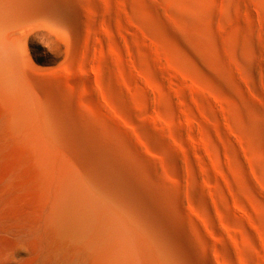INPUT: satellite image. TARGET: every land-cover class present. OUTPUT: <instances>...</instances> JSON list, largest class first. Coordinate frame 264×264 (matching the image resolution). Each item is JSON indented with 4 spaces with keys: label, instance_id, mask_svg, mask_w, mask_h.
<instances>
[{
    "label": "bare ground",
    "instance_id": "obj_1",
    "mask_svg": "<svg viewBox=\"0 0 264 264\" xmlns=\"http://www.w3.org/2000/svg\"><path fill=\"white\" fill-rule=\"evenodd\" d=\"M126 2L132 25L182 64L172 83L130 37L128 82L83 40L73 53L79 0H0V264H264V0ZM243 6L245 30L230 32ZM39 32L64 44L59 64L56 52L32 60ZM217 85L226 110L206 97ZM217 117L240 118L258 143L250 170L233 162L234 132L223 160L217 134L198 146Z\"/></svg>",
    "mask_w": 264,
    "mask_h": 264
},
{
    "label": "rangeland",
    "instance_id": "obj_2",
    "mask_svg": "<svg viewBox=\"0 0 264 264\" xmlns=\"http://www.w3.org/2000/svg\"><path fill=\"white\" fill-rule=\"evenodd\" d=\"M80 3H79V8L80 10L85 14V19L87 21L86 23V26L84 27V29L78 34V36L76 38H73V53L74 52H81L80 49L81 47H83V45L81 44L82 43V40L83 42H85L83 49H81L83 52H87L89 54L92 55V52L94 54L97 53V55H100L103 59H105L104 61H106V59L110 60L112 59L113 61H117L115 63V65H119L121 66L122 68V71H124L121 75V82H128V81H131L130 79V74H127V72H131V55L135 52H132L133 49L131 47V44H130V39L128 37L131 38V40H135V42L137 44L136 47L138 49V52L139 53H144L143 55H145L149 61H155L157 63V67L158 65L159 66H166L168 67L169 69V73H173L170 75V77H166L165 79H160L159 76H156L155 79H152V81H159V80H165L167 82H170L172 83L174 81L173 77L171 76H174L178 73V68L180 65H182L179 61L176 60V58L168 51H166L163 47L161 48L159 44H157V42H155L154 40H152L145 32L144 30H142L141 28L137 27V26H133L130 18H129V14H128V9H127V0H79ZM86 1V2H84ZM95 1V2H94ZM100 1V2H98ZM115 1V2H113ZM98 2V3H97ZM103 2V3H102ZM116 3H119V4H116ZM86 4V5H85ZM92 4V5H91ZM81 5V6H80ZM95 5V7H94ZM88 6V7H87ZM117 6V7H116ZM82 7V8H81ZM97 7V8H96ZM105 7V8H104ZM85 8V9H84ZM86 8H88L86 10ZM84 9V11L82 10ZM103 9V10H102ZM243 10H241L238 14L237 12L235 11L234 13L236 15V17H233L232 21L231 22H228L226 25L227 27L229 28V31L230 32H233V33H238L239 31L240 32H243L245 30V28H242L240 27V25L238 24L237 20H248L249 19V12L247 10V8L245 6H243L242 8ZM88 10H90V12H88ZM87 11V12H86ZM95 11V12H94ZM115 11V12H114ZM105 12V13H104ZM126 12V13H125ZM93 13V14H92ZM119 13V14H118ZM123 13V14H122ZM233 13V14H234ZM100 14V15H99ZM117 14V16H116ZM89 15V16H88ZM93 15V16H92ZM238 15V16H237ZM92 16V17H91ZM99 17V18H98ZM125 17V18H124ZM93 19L99 21L98 19H100V22L101 25H99L100 23L96 22L95 20L92 21ZM109 20V21H107ZM114 21V22H113ZM113 22V23H112ZM118 23V24H116ZM232 24V25H230ZM101 27H99V26ZM92 26V27H90ZM110 26V27H109ZM118 26L117 29H115L116 27ZM125 26V27H124ZM128 26V27H127ZM132 26V27H131ZM230 26V27H229ZM100 29H99V28ZM105 27V28H104ZM127 27V28H126ZM125 28V29H124ZM133 28V30H132ZM86 29V30H85ZM98 29V31H97ZM102 29V30H101ZM139 29V31L137 30ZM85 30V31H84ZM95 30H96V33H95ZM106 30V31H105ZM135 31V32H134ZM100 32V33H99ZM106 32V33H105ZM119 32V33H118ZM126 32V33H125ZM142 34H141V33ZM229 32V33H230ZM88 33V34H87ZM94 33L95 35L98 37L97 39H95L96 37L94 36ZM93 34V35H92ZM106 34V35H105ZM109 36H108V35ZM133 34V35H132ZM86 36V37H84ZM94 38H93V37ZM120 36H123V37H120ZM147 36V37H146ZM84 37V39H83ZM106 37V38H105ZM119 37V38H118ZM133 37V38H132ZM54 41H50L46 35H44V32L43 34L41 32H39L38 35H36L34 38H33V41H34V46L35 47H29L28 48V52L30 54V56L32 57V60L34 61V63L37 65V66H42V64H40L38 61L35 60V58H33L35 56L34 52H56L57 53V59H56V63L59 64L62 59H63V53L66 51L65 50V46L64 44L55 39L54 37H52ZM104 38V39H102ZM139 38V39H138ZM87 39V40H85ZM94 39V42L96 40H98L96 43L94 42H91V40L93 41ZM120 39H123V40H120ZM151 39V42H153V44L151 45V48H150V42H148L149 40ZM106 40V41H105ZM113 40V41H112ZM133 40V41H134ZM121 44H120V42ZM124 41V42H122ZM88 42V43H87ZM100 42L102 43L101 45ZM109 42V43H108ZM115 44H114V43ZM127 42V43H125ZM95 44L96 46L92 45L91 44ZM106 43V44H105ZM129 43V44H128ZM150 43V44H148ZM156 43V44H155ZM117 44V45H116ZM120 44V46H119ZM108 45V46H106ZM148 45V46H147ZM140 46V47H139ZM110 47L111 51H107V50H110ZM123 47H126L124 49H122ZM130 47V48H129ZM157 47V48H156ZM48 48V49H47ZM85 48V49H84ZM94 50L92 51L91 49ZM98 48V49H97ZM115 48V49H114ZM117 48V50H116ZM129 48V49H128ZM150 48V49H149ZM97 49V50H96ZM106 49V50H105ZM127 49V50H126ZM131 49V50H130ZM164 49V50H162ZM101 50V51H100ZM107 51V53L105 51ZM155 50V51H154ZM72 51V50H71ZM92 51V52H91ZM127 51L129 52L130 56L129 58H126L129 54L127 53ZM103 52V53H102ZM110 52V53H109ZM116 54H115V53ZM157 52V53H156ZM162 52V53H161ZM167 52V53H166ZM100 53V54H99ZM114 53V55L112 54ZM146 53V54H145ZM158 53H159V57L158 56ZM228 53V52H226ZM93 54V55H94ZM111 54L114 56V57H110ZM125 54V55H124ZM127 54V56H126ZM169 54V56L167 55ZM116 55L118 56L117 59L119 60H116ZM151 56V57H150ZM231 56V55H230ZM124 58L126 60H124ZM167 58V59H166ZM124 60V61H123ZM167 61V62H165ZM233 62V61H232ZM130 64V65H126L125 64ZM139 63V62H138ZM165 63V65H164ZM168 63V64H167ZM179 64V66L176 64ZM234 63V62H233ZM236 64V63H235ZM77 64H74V67H75V74H73V76H71V80L73 83L75 82H78V80L80 82H83V76L82 74L80 73L79 74V69H80V66L77 65ZM139 65H141V63H139ZM144 65V63H142V66ZM128 66V67H127ZM233 66L235 67V65L233 64ZM174 68V69H173ZM176 68V69H175ZM126 72V73H125ZM182 72L181 73V76L186 78L185 80L188 81L189 83H195L196 82V75H194L192 72ZM78 76H77V75ZM81 75V76H80ZM192 75V76H191ZM154 76V75H153ZM75 77V78H74ZM191 77V78H190ZM194 77V79L192 78ZM248 77V72H244V75H243V80L245 81L246 78ZM74 79V80H73ZM126 79V80H125ZM128 79V80H127ZM192 79V81H191ZM75 81V82H74ZM242 81V87L245 86V82ZM244 84V85H243ZM244 88H247L246 87H243ZM217 93L216 94H213V93H209L207 94V98L214 101V98H215V103H217L218 105H221L223 106V108L226 110V107H224L227 103L230 102V99L227 98L225 96V94H223L221 91H220V88L218 87V85L215 87ZM249 88L245 89L246 91L248 90ZM249 91V90H248ZM213 96V97H212ZM213 98V99H212ZM238 102L239 101H242V97L239 95V89L238 91L236 92L235 94V97H234ZM255 99V98H254ZM255 101H257V103L259 104H264L262 103L259 99H255ZM227 102V103H226ZM261 102V103H260ZM225 104V105H224ZM224 111V110H223ZM223 119V120H221ZM225 119V121H224ZM236 120L234 119H229L228 117L227 118H223V117H217L216 121L213 119L212 123L214 122V124H212L211 122L209 123L208 121L204 123L203 126H201L200 128V138L203 139L201 141H199L198 143V146H201V148L205 147L206 148H212L211 144L209 143V140H208V137L210 134L212 135L213 133L214 134H217V137L218 139H220L217 143L218 145L216 144L215 148L219 150V159L223 160V151L226 147H228V143L226 141V138H227V131L231 132V135L233 136H236L238 140H233L232 142V147L233 148V162L235 163V165L237 167H251L252 166V160L255 158L256 154H258L259 152V145L257 142L254 141V143L250 144L248 142V140L246 139L245 135H244V131H243V127H242V124H241V120L240 118L236 117L235 118ZM224 122L225 124H223L222 122ZM234 121V122H233ZM206 124V126H205ZM214 125V126H213ZM209 126V127H208ZM214 127V128H213ZM217 130H216V128ZM227 127V128H225ZM208 128V129H207ZM214 129V130H213ZM202 130V131H201ZM213 131V132H212ZM220 131V132H219ZM217 132V133H215ZM242 133V134H241ZM225 134V135H224ZM210 135V136H211ZM204 136V137H203ZM222 136V137H221ZM224 137V138H223ZM208 141V142H207ZM241 142L240 143V146L238 145V142ZM201 142V143H200ZM223 142V143H222ZM241 148H239L237 145ZM223 144V145H222ZM208 147H207V146ZM211 145V146H210ZM248 145V146H246ZM257 146V147H256ZM199 148L201 151L204 149H201ZM222 148V150H221ZM224 148V149H223ZM253 148V149H252ZM204 149V150H205ZM253 151H252V150ZM258 149V151H257ZM203 150V151H204ZM242 154H241V152ZM243 150V151H242ZM257 151V152H256ZM244 153V154H243ZM242 156V158H241ZM218 159V161L220 162V160ZM244 159V161H243ZM242 161V162H240ZM240 162V163H239ZM251 163V164H250ZM244 164V165H243ZM250 170V168H248ZM253 176L252 178L254 180H257L256 176L254 174H252L251 172H249V176ZM237 176V175H236ZM251 178V177H250ZM251 178V179H252ZM250 200H251V205H252V208H251V213L254 215L253 217H255V212H256V209L259 204H260V199H259V196L257 195L256 192L254 191H251L250 192ZM256 203V204H255ZM253 211V212H252Z\"/></svg>",
    "mask_w": 264,
    "mask_h": 264
}]
</instances>
